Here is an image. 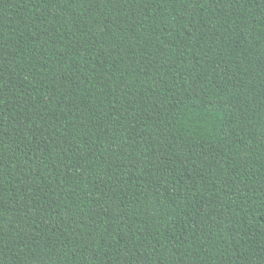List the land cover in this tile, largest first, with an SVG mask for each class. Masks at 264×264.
Instances as JSON below:
<instances>
[{
    "label": "trees",
    "instance_id": "16d2710c",
    "mask_svg": "<svg viewBox=\"0 0 264 264\" xmlns=\"http://www.w3.org/2000/svg\"><path fill=\"white\" fill-rule=\"evenodd\" d=\"M0 264H264V0H0Z\"/></svg>",
    "mask_w": 264,
    "mask_h": 264
}]
</instances>
